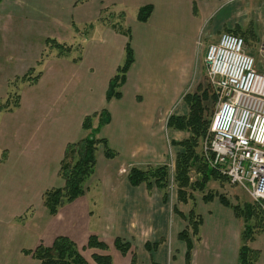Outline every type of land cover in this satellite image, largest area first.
<instances>
[{"label": "crops", "instance_id": "crops-1", "mask_svg": "<svg viewBox=\"0 0 264 264\" xmlns=\"http://www.w3.org/2000/svg\"><path fill=\"white\" fill-rule=\"evenodd\" d=\"M248 2L257 7V10L252 9L250 18L238 12L241 5H247ZM5 3L7 7L3 10L4 14L0 15V21L4 16L11 20L10 12L20 5L24 7L25 14L15 15L24 17L26 22L34 18L47 21L49 15L59 14L69 19L73 39L62 50L49 45L50 49L58 50L54 57L59 62L50 77L52 82L61 85L65 79L63 68H68L70 73L67 82L72 83V87L65 95L61 87L57 93H53L47 111L52 124L44 132L43 141L32 143L26 152L15 147L9 149L0 146V175L6 176V170L11 169L17 158H20L18 171H11L9 176L20 182L25 181L26 186L24 189H2L1 209L14 213L15 210L24 209L21 216L27 213L26 227L29 229L28 222L34 220L36 215L32 209L34 204H28L26 198L20 203L21 197L29 195L42 208L45 218L41 227L31 226V231L27 230V238L31 243L23 242L22 249H32L39 243L50 245L59 235H66L76 243L85 242L91 233L90 222L93 227L99 225L104 228L100 233L95 232L104 242H111L112 238L119 236L132 243L133 237H139L143 229L153 226L156 229V235H151L154 239L144 240L159 243L158 249H162L165 243L168 246L171 240L177 254L173 258H177V264H185V244L177 239L184 229V223L172 213L173 222L170 221V214L162 203V194L158 195L152 190L148 192L140 187L133 188L127 181H121L88 200L90 189L97 185L100 150L96 153L95 171L87 181V189L82 196L63 205L55 215H49L42 196L46 190L64 185L58 171L66 145L88 134L89 131L82 128L86 116L96 114L91 121L95 128L98 114L103 109L107 110L110 120L101 127L99 135L115 150L116 156L112 160L117 161V164L121 161L135 165L159 162L167 145L178 139L176 130L165 129L164 118L175 114L178 106L183 105L182 97L196 82L194 68L198 61V49H202L204 54L207 44L218 39L219 35L212 34L208 29L209 23H213V29H247L255 43L261 45L260 52L264 56V0H0V4ZM228 4L233 7V26L229 23L232 18L228 19L227 11L224 10ZM145 5L152 7L151 13L146 21H139L138 10ZM130 12L132 16H129ZM219 15L221 19L217 22ZM11 27V34L17 32L23 37L33 34L32 24L26 23L25 28L17 31L12 19ZM127 32L130 34L133 62L120 88L121 97L107 101L105 95L109 81L125 59ZM9 47L15 56L27 46ZM6 48L7 45H1L0 38V51L3 54ZM202 61L206 68L204 57ZM36 63L42 65L41 61ZM255 67L264 74V65L257 64ZM44 78L41 71L38 78L29 84L37 85ZM165 131L167 141L163 137ZM151 196H154L153 199ZM117 209H121L120 216L115 214ZM215 209L217 214L207 207L208 216L213 218L207 222L210 227L204 226V216L199 227V233L203 230L201 237L205 238L209 251V254L205 253L204 262L209 261L210 255L212 264H237L240 221L230 209ZM89 212L91 215L86 214ZM18 217L12 216L14 220ZM112 220H117L116 227H113ZM6 224L0 222V231L4 234H0V245L5 239L6 231L2 228ZM160 239L165 242L161 243ZM196 243L190 264H194ZM251 248L259 252L254 264H264V231L251 242ZM166 255L161 251L162 259H167ZM23 258L24 264H33L29 263L31 259L26 254ZM142 258L146 264V254H142ZM196 262L201 263L198 259Z\"/></svg>", "mask_w": 264, "mask_h": 264}, {"label": "rangeland", "instance_id": "rangeland-1", "mask_svg": "<svg viewBox=\"0 0 264 264\" xmlns=\"http://www.w3.org/2000/svg\"><path fill=\"white\" fill-rule=\"evenodd\" d=\"M13 1L15 2L16 0ZM6 7V3L0 4V15L4 14L3 10H5ZM253 8L254 10H257L255 4L252 5L251 2H248L247 5H241V10H238V12L241 11L242 14L247 15L250 18V13L252 12ZM224 10L227 11L228 19L232 18V5H226ZM132 11H134V9ZM223 12L224 11L221 12L222 16ZM10 13L11 20H8V18L4 16L3 20L0 21L1 45H7L4 54L0 51V56L3 54V56L0 57V67L2 66L0 68V91H2V95L0 94V146L9 149L15 147L21 150V152H26V150L29 148V146H31L32 143H41L43 141L44 132L47 130V127L52 124V121H50L49 119V113L47 111L49 107V101L53 96V93H57V91H59V87H61L62 94L65 95L72 87V83L67 82V75L70 73L68 68H63V74L65 79L63 80L61 85L52 82V79L50 77L57 68L56 64L59 63L54 57V55L57 54L58 50L50 49L49 44L46 42V39H51L63 46H67L73 40L72 26L68 23L69 19H66L63 16H58L59 14L57 16L49 15L47 21L34 18L32 21L28 19V21L26 22L23 19L24 17L20 15H15L17 13L25 14L24 7L21 5L18 6L17 9L14 8V10ZM221 15L218 16L217 22L220 21ZM129 16H132L131 12L129 13ZM12 19H14L15 28L17 29V31H20L22 28H25L26 23H28V25L32 24L33 34L23 37L18 34L15 30L14 31L16 33L11 34L10 29L12 28ZM229 23L230 26H233V18L230 20ZM21 24H23V26ZM208 29L211 30V33H214V35H219L221 32L227 31L225 27L213 29V23L211 22L208 25ZM245 30L247 31V29ZM233 32L237 33L238 31ZM241 37L244 39V41L245 38L247 39V41H245V50L254 58L255 66L257 64L264 65V56H262L263 54L260 52L259 48L261 47V45L255 43V40L250 35V33L248 34L247 32H245L244 36ZM15 45H25L27 47L22 49L21 54H17L14 56V53L9 46ZM203 57V51L199 48L197 52V59L199 61V64L197 61L196 67L194 68V76H196V82L194 81L193 84H191V86L187 90V93H194L196 91H198V93H201L204 90L207 91V99H201V101L203 106V119L205 121H209V125L205 135L197 139L195 153L197 156L198 154L200 155L199 157L201 161H203L208 168L213 169L208 159L204 155L203 147L211 136V134H209V126L214 109L217 107L218 104V96L215 95L214 91L210 89V86L208 85V80L206 77V68H204V64L202 61ZM39 61L42 62L41 66L37 65L36 63ZM30 68L33 69L30 74V77L39 74V72L42 71L45 75L44 80H41L37 85L30 86L28 81V79L30 78H21V76H23ZM3 82H5L6 84H3ZM6 98H8V105H10L11 107H13L14 102L18 101V99L20 101V105L18 106V108H13L11 110H9L7 106H4L3 108L2 104L6 101ZM182 104L183 105L178 106V108L174 112L175 114L172 115L186 116L188 114V106H186L184 101L182 102ZM168 117L164 118L165 122H163L166 130L171 129L167 128L166 125ZM175 130L177 131V141H171V143L167 145V149L163 152V155H160L159 162L154 161L157 163L149 162L144 163L143 165H135L121 163L120 161L117 164V161L112 160L113 158L106 159L103 155V149L98 146L97 152H99L100 150L102 154L100 153L98 155L99 168L97 169V185H95L96 187H92L90 189L88 200H90L97 194L100 195L101 193L106 192L109 186H114L115 184H117V182L119 183L121 181H127V183H129L127 174L131 167L147 169L149 167L152 168L157 166H164L165 168L163 170L155 169V172L149 173L147 179L150 182V187H147V182H143L137 186H132L130 183L129 185L133 188H144L148 192L152 190V192L154 191L158 195L162 194V203L170 214V221L173 222V219L171 218L172 214L176 215L179 220H183L184 229L189 224L187 218L190 211L194 213L196 220L197 217H199L203 221L202 217L204 216V226H208V228L210 226L207 222L213 218L208 216L209 212L207 211V207H210V210L213 212V214H217V210L215 209V207L227 208L232 211L229 206H225L223 203H221L219 199L220 196H223L231 206L239 205V207H243L245 204L251 205L255 203L264 214V202H255L246 190L237 185L231 184L225 175L219 174L216 171L215 172L217 174H208L204 172L202 163L199 160H196L187 170L188 181L191 183V187L186 188V192L183 195V198L179 193L180 186L176 178V160L178 152L183 150V148L182 146L176 145L175 143L187 139L190 135V132L189 130ZM165 133L166 131L163 132V137H165L166 139L167 136L165 135ZM96 135L97 138L100 137L99 133ZM1 154L2 152L0 151V155ZM19 156L23 158L21 154H19ZM3 158L4 156L2 157V159ZM20 161V158H17L15 163L12 165L13 167L11 169L6 170V176L0 175V191L4 188L13 189L15 187V189H24V187H26L25 181L20 182L19 180H16L15 178H10L9 176L11 171L13 173L18 171ZM199 165L201 166V168ZM160 177L163 179L162 187H159V185L155 182V180H158ZM29 189H31V185L29 186ZM207 195H211L212 198L206 200ZM153 197L154 196H151L152 199ZM24 198L27 199L28 204H34L32 209H34L36 213V219L34 218V220H29L28 222L30 228L31 226H34L35 228L41 227L42 222L45 219L44 214L42 212V208H39V204H36L35 198L29 195L21 197L20 203L21 200ZM1 208L2 207H0V222L7 224L2 228L4 231H6V234L3 244L0 245V264H24L23 255L25 256V254L22 249L23 242L31 243L28 241L29 237L27 238V230H29V232L31 231L30 228L27 229L26 227L28 219L26 217L27 213L21 216L24 209H21L20 211L15 210L14 213V211H5V209L2 210ZM86 214L91 215L90 212ZM115 214L120 216L122 214L121 209H117ZM14 215H17L19 217L14 220L12 218V216ZM237 219L240 221L241 231H243L245 226L244 221L242 220V218ZM262 223H264V220H259L258 222L252 220L250 222V225L252 227L254 226V232H256L258 230V227ZM116 226L117 220H114L113 227ZM199 227L198 235L193 236L192 238L194 243L200 240L195 245L194 264H197L196 259H198V262H201L200 264H212L210 255L209 261L204 262L205 253L209 254V251L206 246L205 238H202L203 230L199 233ZM189 228H191L190 225ZM89 230H91L90 234H95V232L100 233L104 230V228L100 227L99 225H97V227H93L92 222H90ZM142 231L143 233L139 235V237H133L131 239L132 243L130 240L129 242L128 239L123 238V240L127 241L130 245L129 250L125 254H122L119 250L116 249L114 245L115 237L110 240L111 242L105 241V243L107 244V250H102L99 248H87L86 244L88 238L85 242H78L77 245L80 248L81 254L84 259H86L91 264H96L92 258L93 253L109 254L112 258V264H144L145 262L143 261L142 254H146V264H177V258H173V255L177 256V254L172 248L171 240H169L168 246L166 243L164 244V250H162L163 248L158 249V247L160 246L159 243H156L154 241L147 242V240H144L149 238L153 240L154 238L152 236L154 233L156 235V229L152 226L143 229ZM0 234L4 235L3 233H1V231ZM259 234H256L255 238ZM177 239L178 241L183 242L178 238V236ZM159 241L161 243L165 242L164 239H160ZM181 245L183 244L181 243ZM239 245L241 246V239ZM249 246L251 247V242L249 243ZM170 247L171 249H169ZM161 251L165 255L167 254V259L165 256L164 259L160 257ZM210 254L214 255L212 252ZM27 256L28 259H31L29 260L31 261L29 263L37 264L34 259L30 258V255Z\"/></svg>", "mask_w": 264, "mask_h": 264}, {"label": "trees", "instance_id": "trees-1", "mask_svg": "<svg viewBox=\"0 0 264 264\" xmlns=\"http://www.w3.org/2000/svg\"><path fill=\"white\" fill-rule=\"evenodd\" d=\"M151 10L152 7L150 5L140 7L137 19L139 21H146ZM89 28L90 25L88 29ZM228 31L240 37L244 36L245 32L249 34L248 30H236L238 31L237 33L233 32L234 30L231 29H227V32ZM126 36L128 41L125 45V59L123 64L118 67L116 73L109 81L105 95L107 101L112 98L121 97L120 88L125 82L126 73L133 62L130 34L127 32ZM245 41H247L246 38ZM47 43L58 50L64 49L63 45L54 40L47 39ZM31 71L32 69H29L21 78H30L28 79L29 82L35 81L39 74L32 78L29 75ZM8 98H6V101L2 104L3 108L4 106H7V108L11 110L19 106V99L18 101H15L13 107H11L8 105ZM182 98L186 106H188V114L186 116L170 115L167 119L166 125L167 128L174 130H189L190 132L187 139L175 143L183 148V150L178 152L176 160V178L180 186L179 193L183 197L186 188L191 187V183L188 181L187 170L196 160H199L202 163L204 172L208 174H217L219 172L215 169L208 168L207 165L201 161L199 157L200 155L198 154L197 156L195 153L197 139L205 135L209 125V121L203 119V106L201 101V99H207V91L204 90L201 93H198V91L194 93H186ZM95 116L96 114H93L86 116L83 119L82 128L89 131L88 134L76 142L68 143L65 147L64 155L59 167V174L64 180V185L62 187L48 189L43 193V204L49 215H55L63 205L74 201L85 193L87 189V181L95 171L98 146L103 149V155L106 159H112L116 154L115 151L110 148L108 141L105 138L96 137V134L99 133L101 127L107 124L110 120L107 110L103 109L100 111L98 114V124L94 128L91 121ZM164 168V166L149 167L147 169L131 167L128 171L127 178L132 186L147 182V187H150V182L147 179L149 173L155 172V169L163 170ZM155 182L159 187L163 186V179L161 177L158 180H155ZM211 198V195H207L206 200ZM219 199L221 203L232 209L233 214L237 218H242L244 221L245 226L244 230L241 231V246L238 249L237 264H254L258 259L259 253L258 251L251 249L249 243L254 240L256 234H259L264 230V223L258 227L256 232H254V226L252 227L250 222L252 220H255V222H258L259 220L263 221L264 214L262 213V210H260L255 203L251 205L245 204L243 207H239V205L231 206L223 196H220ZM187 220L189 224L179 233L178 238L185 243L184 263L190 264L194 247L192 238L193 236L198 235V227L202 223V219L197 217L196 220L194 213L190 211ZM189 225L191 228H189ZM114 245L122 254L127 253L130 248L129 243L119 236L115 237ZM86 247L107 250V244L100 240L95 234L89 235ZM23 252L26 255H30L37 264H91L84 259L77 243L66 235L57 236L50 245L39 243L33 249H25ZM92 258L96 264H112V258L107 253H93Z\"/></svg>", "mask_w": 264, "mask_h": 264}, {"label": "built area", "instance_id": "built-area-1", "mask_svg": "<svg viewBox=\"0 0 264 264\" xmlns=\"http://www.w3.org/2000/svg\"><path fill=\"white\" fill-rule=\"evenodd\" d=\"M208 85L218 96L204 155L231 184L264 202V74L242 37L221 32L204 53Z\"/></svg>", "mask_w": 264, "mask_h": 264}, {"label": "bare ground", "instance_id": "bare-ground-1", "mask_svg": "<svg viewBox=\"0 0 264 264\" xmlns=\"http://www.w3.org/2000/svg\"><path fill=\"white\" fill-rule=\"evenodd\" d=\"M229 32V31H228ZM244 40V39H243Z\"/></svg>", "mask_w": 264, "mask_h": 264}]
</instances>
